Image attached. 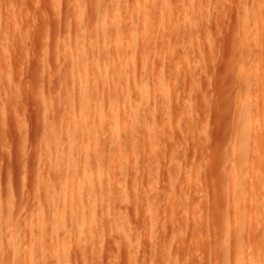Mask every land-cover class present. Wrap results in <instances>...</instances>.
I'll list each match as a JSON object with an SVG mask.
<instances>
[{
	"label": "rangeland",
	"instance_id": "374dc122",
	"mask_svg": "<svg viewBox=\"0 0 264 264\" xmlns=\"http://www.w3.org/2000/svg\"><path fill=\"white\" fill-rule=\"evenodd\" d=\"M79 1L0 0V16L5 14L4 18L0 17V264H61L62 258L55 250L59 234L60 242L65 241L68 256L62 264H227L229 259L228 264H235L234 230L229 225L232 226L235 218L234 208L238 210L237 204L233 205L231 173L233 169L240 170L237 157L240 151L236 145L240 139L238 125L245 107L244 98H254L252 103H259L253 104L257 114V106H261L255 94L258 76L255 72L259 74L256 58L259 59L257 53L262 46L256 38L257 28L251 12L253 1L251 4L250 0H143V9L148 12L150 21L146 27L149 33H154L151 32L147 39L156 37L152 44L156 50L150 49L148 53L145 47L142 51L139 46L137 49L147 54L141 55L136 50L133 56L118 57L113 55L111 43H108L106 61L102 55H97L103 67L116 61L126 68L133 66L136 72L129 88L120 83L112 86L118 95V108L112 113L107 110L109 91L101 86L105 77L94 74L96 71L91 68L90 44L98 43L100 38L98 31L91 28L92 18L95 12L108 11L112 6L117 17L115 24H110L109 16L103 20L109 40L118 29L121 40L126 42L130 32L126 9L133 5V0H122L121 7L111 0L98 4L84 0V12L78 14ZM168 2L175 11L177 30L169 18V22L163 19L167 17L164 7ZM134 4L137 6L138 2ZM241 6L245 7L244 11ZM241 13H246V26L251 35L242 33ZM9 14H14L13 18ZM82 14L85 69L76 84L68 76L75 43L73 36L77 30L76 16ZM155 29H159L157 34ZM160 29H164L163 34ZM171 29L178 31V35L175 36V30L171 35ZM245 41L249 44L246 48L250 46L249 51H252L253 56L248 55L250 60L243 56ZM47 54L49 62L45 60ZM247 67H250L248 71L253 68L251 73L245 72ZM142 81L143 87L147 86V90L144 87L142 111L138 119L134 118L138 122L131 121L122 104L128 91L135 90L136 86V89L141 88ZM80 91L89 96L86 105L88 136L83 133L77 116ZM101 97L102 102L98 103L97 98ZM48 99L52 100V109V104L50 107L47 104ZM134 99L139 108L141 101ZM46 104L53 110L52 116ZM97 106L104 119L94 125L92 112ZM49 115L53 117L49 118L50 122L54 119L51 126L56 128L54 136L51 135L53 138L47 135L53 131L48 125ZM65 115L70 117L65 118ZM257 120L258 117L253 119V127ZM113 123L119 125V136L115 134ZM48 138L53 140L52 144ZM87 141L89 147L85 150ZM71 147L77 155L84 154L87 158V178L82 179V172L79 176L80 168L69 170ZM251 148V154L259 157L261 153L257 155L258 150L253 145ZM250 152L247 169L242 170L243 177L248 178L244 181L248 180L249 185L247 200L243 199L246 201L243 207L245 204L248 207L247 211L243 208L244 227L247 224L243 237L246 238L243 241L246 253L242 249L247 256L243 264H264V172L261 171L264 166L262 162L258 170L259 163L255 162L256 167H252L257 159H252ZM94 153L99 164L91 160ZM234 157L236 159H232ZM256 171L260 173H257L260 180L255 176ZM66 173L69 178L71 173L74 177L75 182L68 180L74 183L71 186L65 183ZM87 184L93 187L97 184L94 188L101 184L104 189L102 200L100 192L91 193L95 199L94 215L77 198L78 186L86 185L87 188ZM252 192L257 194L259 202L251 200ZM256 200L258 207L255 208ZM58 208L65 212L66 221L62 223H58L60 217L55 215L57 211L54 210ZM255 212L262 213L259 215L262 222H254L257 214L252 217L251 213ZM79 214L85 221H92L91 218L96 221L92 227L86 225L84 235H71L72 242L70 234H66L75 227L72 222ZM40 217L49 227L41 235L45 249L41 252L35 248L36 253L33 246L40 237ZM245 217L248 218L246 223ZM249 221L253 224L251 230L261 227L257 229L261 235L256 237L254 233L253 236L252 232L257 231L256 228L249 231ZM58 224L64 229L59 230ZM214 224L218 228L222 226V232L220 229L214 231ZM215 236H222L218 238L219 244L228 246L232 252L226 263L222 248L217 253L223 255H214ZM222 238L225 240H220ZM258 254L261 255L257 257Z\"/></svg>",
	"mask_w": 264,
	"mask_h": 264
},
{
	"label": "bare ground",
	"instance_id": "6f19581e",
	"mask_svg": "<svg viewBox=\"0 0 264 264\" xmlns=\"http://www.w3.org/2000/svg\"><path fill=\"white\" fill-rule=\"evenodd\" d=\"M102 0H92V2L93 3H95V4H98L99 2H101ZM122 0H111V2L113 3V4H115V6H122L121 5V2ZM124 1V0H123ZM127 1V0H126ZM178 1V0H177ZM253 1V6H252V11L251 12H253L254 13V19H255V24H256V28H257V34H256V38L258 39V41L261 43L260 44V47L262 46V48L260 49V51L258 50V52H260V53H257V54H259V59L258 58H256L257 60H258V62H257V64H258V66H259V70H258V73L259 74H257V72H255L256 74L255 75H258L257 76V82H256V87H257V90H256V95H257V99L259 100V102H260V105L261 106H257L258 107V110H259V112H258V114L254 111V109H253V104H254V102L252 103V101H251V99L250 100H248L247 98H244L243 96V98L246 100L245 101V107L242 109L243 110V115H242V117H241V120L239 119V123H240V125H238V128L240 127V139H239V144H236V145H239V151H240V157H239V155L237 156L238 158H240V159H238V161H239V164H238V166H240V170H238L237 168H238V166H237V168H235V169H237L236 171H237V173H236V171L233 169V166H232V169H233V171L234 172H231L233 175V187H232V196H233V200H234V204L233 205H235V204H237V206H238V210L236 211V207L234 208V220H233V223H232V226H231V221H229L230 219H228L227 221H229V228H232L233 227V230H234V237L233 238H235V257H236V260H235V264H243V262H244V259H245V256H247V255H245L244 254V252H245V245L246 244H244V242L243 241H245L244 239H246V238H244L243 239V237H245V234H246V230L244 229L246 226H247V224H245L246 226L244 227V223H243V217H244V214H245V211H244V213H243V208H244V210H246V208H248V207H246L245 205H244V207H243V202H246V201H243V199L245 198L246 199V192H247V190H249L248 188L249 187H247V183H248V180H247V182H245L246 181V176L245 177H243L244 175V172L243 171H245V169H247V161H248V163L250 162V159H249V157H251L250 155H248L249 154V152H250V148H251V145H253V147H254V149H256V150H258L257 151V153L255 152V150L253 149V152H255V154H260V156L258 157H255L256 155H253V154H251V152H250V154L251 155H253L252 156V159H253V157H254V160H256V161H254V164H252V167H256V164L257 163H255V162H258L259 164H257L258 166H257V168H259L258 170H260V167L262 166L261 164H262V162H263V166H264V0H252ZM252 1L250 0L249 2L252 4ZM125 2V1H124ZM136 2H138V5L136 6V4H134V3H136ZM127 3V2H126ZM244 3V2H243ZM129 4V3H128ZM133 5H131V3H130V5L131 6H128L127 7V18H128V23L130 24L129 25V28H130V32H129V34H128V36H127V39H126V42H124L123 40H121V36H120V31L118 30V29H116L114 32H113V39L110 41L109 40V33L107 32V29L105 28V25L103 24V20L105 19V18H107L108 16L110 17V24L111 25H114L115 24V22H116V19H117V17H116V14L114 13L115 12V10H113V7L112 6H110L109 8H108V11L106 10V11H103V12H95L94 14H93V22H92V29L94 30V31H98V33H99V41H98V43H92V44H90L91 45V47H90V49L92 50V56H93V66L91 65V68L92 69H94V70H92V71H96V72H94V74H98L99 76H104L105 77V79H104V82L102 83V89H104L105 91L106 90H108L109 92H108V111L110 112V113H112V112H114L115 110H117V108H118V105H117V101H118V95H117V92L115 91V90H113L112 88V86L113 85H115V83H120V84H123L124 86H127V88H129L131 85V83L133 82V80H132V78H133V76H134V73H136V72H134V68H133V66L131 67H128V68H126V66L124 65L123 66V64H117V62L116 61H112L109 65H108V67L106 68V66L105 67H103V66H101V65H99V61H98V58H97V55H102V57H104V59H105V61H106V56L108 55V49H107V47H108V43H111V51H112V53H113V55L114 56H118V57H120L121 55H123L124 54V56L126 57H128V56H133L135 53H136V50H138L137 49V47L139 48V46H141V50L143 51V47H145V49H146V51L148 52V53H150L149 51H150V49H155L156 47H152V44H153V42H155V40H156V37L154 38L153 37V35H151L152 36V38H154V39H150L149 40V36L148 35H150L151 34V32L153 33V31H151L150 33H149V28L148 27H146L148 24H150V21H149V14H148V12H146L145 11V9H143V0H133V3H132ZM191 4V3H190ZM244 4H246V3H244ZM251 4H250V6H251ZM108 4H104L103 6H107ZM125 5V4H124ZM123 5V6H124ZM241 5V4H240ZM243 5V4H242ZM190 7H192L191 5H189ZM156 7H158V6H156ZM164 7V6H163ZM165 7H167V8H165ZM165 7H164V9H166L165 11L167 12V17H165V18H163V19H167V21H168V18H169V21H170V23H171V25H175V29H176V25L177 24H175L176 23V18H175V11L173 10V7H172V5H171V3L170 2H168V3H166V5H165ZM244 7V6H243ZM243 7L241 6L240 8L242 9H240L241 11H244L243 10ZM77 8H78V14H80V13H83L84 12V8H85V4H84V0H80L79 1V4H78V6H77ZM126 8V7H125ZM146 8V7H145ZM245 8V7H244ZM164 11V12H165ZM240 11V12H241ZM165 12V13H166ZM8 13H6V15H7ZM18 14V13H17ZM3 15V18H4V15L5 14H2ZM1 15V16H2ZM12 15H14V14H9V16L10 17H12L13 18V16ZM18 15H20V14H18ZM163 15H164V13H163ZM246 15V13H241V20H242V22H243V30H242V33H244V36H247L248 35V33H250V35H251V31L247 28V26H246V21H247V17L245 16ZM0 16V17H1ZM8 16V17H9ZM9 17V18H10ZM2 18V19H3ZM8 18V19H9ZM11 18V19H12ZM19 18V17H18ZM17 19V18H16ZM15 20V19H14ZM16 21V20H15ZM76 21H77V30L75 31L76 33H74L75 34V36H73L74 37V47L72 48V50H73V52H72V54H73V58H72V60H71V64H70V68H69V74H70V76H68L69 77V80L71 81L72 79V81H76L77 79H79L80 77H81V75H82V72H83V68H84V66H83V58H84V56H85V54H86V47H85V39H84V36H83V32H82V24H83V22H84V16H83V14L82 15H78V16H76ZM160 21H161V19H160ZM168 21V22H169ZM167 22V23H168ZM169 25L170 24H168L167 25V29L169 30L170 28H169ZM190 26V25H189ZM165 27H166V25H165ZM164 26L162 27V28H165ZM190 27H192V26H190ZM147 28V29H146ZM161 28V29H162ZM160 29V31L162 32V34H163V30H161ZM166 29V30H167ZM174 29V30H175ZM191 29V28H190ZM147 30H148V32H147ZM159 29H155V33L157 34ZM167 30V31H168ZM172 30V32H171V35H172V33H173V29H171ZM177 30V29H176ZM175 30V31H176ZM194 30V29H193ZM196 30V29H195ZM175 31H174V33H173V35L175 34ZM177 32V34H175V36H177L178 35V31H176ZM187 32V31H186ZM160 33V32H159ZM164 33H166V31L164 32ZM190 33V32H189ZM154 34V33H153ZM155 34V35H156ZM183 34L181 33V36H182ZM160 36H162L161 34H160ZM147 37H149L148 39H147ZM164 37V36H163ZM162 37V38H163ZM251 37V36H250ZM161 39V38H160ZM64 40L65 41H67V38L65 39L64 38ZM162 40H164V39H162ZM157 41H159V39L157 40ZM123 43H125V44H123ZM248 43V42H247ZM246 43V41H245V45H244V48H245V50H244V52H243V56H244V59H247V60H250V58H249V56L250 55H252L251 54V49H250V51H249V48H250V46H249V48L247 47L246 48V45L248 46L249 44H247ZM154 45H156V44H154ZM153 45V46H154ZM87 46V45H86ZM89 47V46H88ZM152 47V48H151ZM140 49L137 51V52H140V54L142 55L143 53H146L147 54V52H142ZM149 50V51H148ZM151 50V51H152ZM156 50V49H155ZM46 51V50H45ZM71 51V50H70ZM256 51V50H255ZM66 52H67V56H69L68 54L70 53L69 51H67V49H66ZM69 52V53H68ZM142 52V53H141ZM156 52V51H155ZM154 52V53H155ZM248 52H250V53H248ZM248 53V54H247ZM256 53H255V55H256ZM139 54V55H140ZM152 54V53H151ZM48 55L49 54H47L45 57L47 58L48 57ZM249 55V56H248ZM254 55V56H255ZM253 56V55H252ZM70 57V56H69ZM49 58V57H48ZM48 58L47 59H45V60H47L48 62H49V60H48ZM142 59H141V62L143 63V56L141 57ZM46 63V64H49V63ZM141 67H142V70H143V64H141ZM251 67V66H250ZM250 67H247V70L245 71V72H249V73H251V71L253 70V68H252V70H249L248 71V69H250ZM85 69V68H84ZM141 69V68H140ZM136 76V75H135ZM70 77L72 78V79H70ZM136 78V77H135ZM255 78H256V76H255ZM80 80V79H79ZM135 80V82H136V79H134ZM256 80V79H255ZM71 81V82H72ZM77 82H78V80H77ZM77 82H75L76 84H77ZM245 82H247L246 80H245ZM244 82V83H245ZM136 84V83H135ZM134 84V85H135ZM241 84H242V82H241ZM248 84H250V83H248ZM246 85H247V83H246ZM124 86H122V87H124ZM141 88H137L136 89V87L134 88L135 90H133V91H131V92H129L128 91V94L125 96V98H124V101H123V104L122 105H124V106H122V109H123V111L124 112H126V115H129L127 118H128V120L131 118L132 120L131 121H135L136 119H138L139 118V112L140 111H142V109H141V107H142V105H143V99H145V98H143V92H144V94L146 93V90H147V86H145L144 85V87L146 88V90L144 89V87H143V81H142V83H141ZM139 86V87H140ZM242 86L244 87V85L242 84ZM247 86H249V85H247ZM250 88V87H249ZM249 88L247 87V89L249 90ZM246 89V88H245ZM144 90V91H143ZM86 91H87V88H86ZM80 92H82V91H80ZM246 96H249V94H246ZM242 97H241V101L242 100H244V99H242ZM250 97V96H249ZM248 97V98H249ZM134 98H137V99H139L140 101H141V106L138 108V107H136V105H135V99ZM89 99V96L85 93V92H82L81 93V95H80V101H79V103H78V111H77V116H79V119H80V121H79V123H80V127L82 128V131H83V133L85 134V136H88L89 134H88V132H90V130H89V126H88V120H89V115H88V111H87V108H86V105H87V100ZM98 99V103L99 102H102V97L99 99V98H97ZM254 99V98H253ZM252 99V100H253ZM49 101L47 102V104H48V106L50 107V105H51V107H50V109H52L53 107H54V105H53V103H52V100H50V99H48ZM243 102V101H242ZM241 102V103H242ZM256 103H258V102H256ZM254 104V106L255 105H257V104ZM47 104H46V106H47ZM252 104V105H251ZM259 104V103H258ZM242 105H243V103H242ZM48 106H47V108H48ZM49 108H48V114H51L52 113V111L53 110H50ZM50 111V112H49ZM128 112V113H127ZM256 114H257V117H258V120L256 121V126H254L253 127V119L254 118H257L256 117ZM137 115H138V118H136L137 117ZM51 116H52V114H51ZM66 117L65 118H67V117H70V116H68V115H65ZM92 117H93V120H94V125L95 124H100L101 123V121H102V119H104V117H103V112L98 108V106L93 110V112H92ZM49 118H53V117H50V115L48 116V121H49V123L50 124H48L49 125V128H51V129H48V131L50 132V130L52 131V133L50 132V133H48L47 135H48V137H50L51 135H53L54 136V133H55V130H56V128L54 129L53 127L54 126H51V123H52V125H54V123H53V121H54V119L50 122V120H49ZM134 118H136V119H134ZM69 119V118H68ZM134 119V120H133ZM67 120V119H66ZM256 120V119H255ZM99 121H100V123H99ZM137 122H138V120H136ZM68 122H70V120L68 121ZM67 122V123H68ZM115 122V121H114ZM136 122V123H137ZM118 123V121H116V124ZM133 123V122H132ZM135 123V122H134ZM111 124V123H110ZM115 123H113V125H114ZM69 126H71L70 125V123H69ZM69 126H67V127H69ZM78 126V127H79ZM119 126V125H118ZM117 125H114L113 127H114V129H115V134H117L116 136H119L118 135V133L120 132V128L118 127ZM115 127H118V129H116ZM121 127V126H120ZM255 127H256V129H255ZM69 130H70V128H69ZM69 130H66V131H69ZM119 131V132H118ZM237 133H239V132H237ZM50 135V136H49ZM50 138H53L52 136L50 137ZM237 138H238V136H237ZM48 140H49V138H48ZM85 141V140H84ZM49 142H51V144L53 143V140H49ZM83 143H85V142H83ZM49 144V143H48ZM85 145H86V147L84 148L85 150H87V148L89 147L88 145H89V142L87 141L86 143H85ZM84 145V146H85ZM237 148V147H236ZM252 149V148H251ZM237 150V149H236ZM252 151V150H251ZM83 152V151H82ZM85 152V151H84ZM236 153V152H235ZM237 153H238V151H237ZM116 154H117V152H116ZM118 155V154H117ZM116 155V156H117ZM261 155H262V157H261ZM249 156V157H248ZM248 157V158H247ZM261 157V158H260ZM46 159H48L49 160V158H46ZM93 159H95V161L99 164V161H98V156L97 155H95V153H94V155H93V157H91V160H93ZM232 159H236V157H234V158H232ZM248 159V160H247ZM251 159V160H252ZM262 161H261V160ZM119 160V159H118ZM260 160V161H259ZM51 161V160H50ZM49 161V162H50ZM68 161H69V167H71L69 170H71V169H73L72 167H74L75 169H77V168H80L81 169V171L79 170V173H80V175L79 176H81V172L83 173V176H82V179L83 178H87L88 176V161H87V158H85V156H84V154H79V155H77V153H76V151L74 150V147H71L70 148V152H69V156H68ZM95 161H92L93 163L95 162ZM231 162V161H230ZM261 162V163H260ZM48 163V162H47ZM52 163V162H51ZM232 163H236V160H235V162H234V160L232 161ZM251 163H253V161H251ZM52 164H54V163H52ZM95 164V163H94ZM97 164V165H98ZM230 164V163H229ZM50 165V164H49ZM55 165H57L56 163H55ZM54 165V167H57V166H55ZM236 165H237V163H236ZM247 165V166H246ZM244 166H246V167H244ZM53 167V166H52ZM58 167H60L59 165H58ZM244 167V168H243ZM253 168V171L255 172V169ZM264 168V167H263ZM54 169H56V168H54ZM57 170V169H56ZM60 170H61V168H60ZM68 170V171H69ZM243 170V171H242ZM67 171V173H69V172H71V171H69L68 172ZM73 171V170H72ZM232 171V170H231ZM239 171V172H238ZM261 171H262V173L264 172V170L263 169H261ZM260 171V172H261ZM62 172V171H61ZM74 172V171H73ZM72 172V173H73ZM98 172H100V170L98 171ZM66 173V174H67ZM72 173H71V175H70V178H69V174H67L66 176H65V183H67L68 184V180H71L72 178H74L73 177V175H72ZM246 173H247V171H246ZM257 173H259V172H257L256 171V173H255V176L257 177V178H259L260 177V173L259 174H257ZM58 174H60L59 172H58ZM74 174V173H73ZM63 175V174H62ZM76 174H74V176H75ZM84 175H86V177H84ZM257 175H259V177L257 176ZM97 176H99V175H97ZM100 177H101V174H100ZM81 178V177H80ZM261 178V177H260ZM260 178H259V180H260ZM81 179V180H82ZM244 179H245V181H244ZM248 179V178H247ZM73 180V182H75V180L74 179H72ZM71 180V181H72ZM69 182L70 183V186L71 185H73L74 183L73 182ZM258 181V180H257ZM71 183H73V184H71ZM79 183V182H78ZM84 183V182H83ZM86 183H88L87 181H86ZM264 183V182H263ZM262 184V183H261ZM88 185V184H87ZM95 185H97V184H95ZM94 185V187H96ZM99 185V184H98ZM214 185H215V182H214ZM67 185L65 184V187H66ZM101 184H100V186L99 187H97V188H94L93 186H87V188H86V185H80V187L78 186V189H79V192H78V196H77V198L79 199V203H83V205H85L86 207H87V209H88V211L92 214V215H94L95 214V210H96V208H95V199L93 198V196H92V191L93 192H98V194H100L101 192H102V189H103V187L101 188ZM216 186V185H215ZM249 186V185H248ZM264 186V185H263ZM66 188H68V187H66ZM218 188H219V186H218ZM264 188V187H263ZM96 190V191H95ZM104 190V189H103ZM100 192V193H99ZM214 192V191H213ZM104 193V192H103ZM247 193H249V192H247ZM253 194V199H251V200H254V199H259L258 198V196H256L255 197V194L256 193H254V192H252ZM77 194V193H76ZM97 194V193H96ZM102 194V193H101ZM217 194H218V191H217ZM246 195V196H245ZM257 195V194H256ZM103 198H101V200L102 199H104V194H102L101 195ZM249 196V195H248ZM215 197H216V195H215ZM251 197V198H252ZM99 198H100V195H99ZM98 198V199H99ZM248 198V197H247ZM97 199V200H98ZM247 200V199H246ZM257 200H256V203H257ZM263 200H264V196H263ZM258 202H259V200H258ZM264 202V201H263ZM256 203H254L255 205V208L256 207H258V206H256V205H258V203L256 204ZM54 205H55V203H54ZM262 205H264V204H262ZM56 206V205H55ZM59 207V206H58ZM259 207L261 208L262 206L261 205H259ZM59 209V208H58ZM253 209V208H252ZM226 210V209H225ZM225 210H224V213H225ZM248 210V209H247ZM246 210V211H247ZM56 213H55V215L57 216V215H59V220H58V223H62V221L65 219V221H66V216H65V212L63 211V210H61V209H59V210H57V209H55L54 210ZM262 211V210H261ZM52 212H53V210H52ZM236 212V213H235ZM254 212V211H253ZM257 212V211H256ZM251 213V215H252V217H253V215H255V214H257V213ZM88 213V212H87ZM222 213V212H221ZM224 213H222V214H224ZM227 213V212H226ZM248 213V212H247ZM54 214V213H53ZM262 213H260V214H257V217H256V215H255V217H254V219H256V221H254V222H256L257 223V221H259V222H262L261 220H259V218H261L259 215H261ZM49 215H51V214H49ZM88 215H89V213H88ZM220 215V214H219ZM227 215V214H226ZM264 215V214H263ZM246 217H247V215H245ZM42 217V216H41ZM40 217V219L39 220H41L42 218ZM50 217V216H49ZM95 218H96V216H94ZM245 217V223L247 222L246 220L248 219V218H246ZM252 217H250V219L251 220H253V218ZM58 218V217H57ZM88 218V217H87ZM230 218V217H229ZM55 219V218H54ZM92 219V221H90V220H87V221H85L84 219H82L81 217H80V214L79 215H77V217L74 219V221L72 222L73 224H75V227L72 229L71 228V230H67L68 231V233L66 234L65 232L63 233V235H69L70 234V236L71 235H73V236H80V235H82V233H83V235H84V232H85V230H86V228L89 226V227H92L95 223L93 222V221H96V220H94L93 218H91ZM225 219V218H224ZM227 219V218H226ZM225 219V220H226ZM258 219V220H257ZM46 220H48V219H46ZM223 221V220H222ZM264 221V220H263ZM39 222H42V224L40 223L39 225L40 226H38V227H40L39 229V239H38V241H37V245L36 246H33L34 247V250L36 251V249H37V251L39 250V251H44V247H45V243H44V239L41 237V235L42 234H45V232L47 231V229H48V227L49 226H47V224L45 223V222H47V221H45V220H41V221H39ZM224 222V221H223ZM259 222H258V225H260L259 224ZM64 223V222H63ZM219 223H221L222 224V222H219ZM54 224H55V220H54ZM65 224V223H64ZM73 224H72V226H73ZM216 224H217V222H216ZM216 224H214L215 226V230L214 231H216L217 230V232L219 231V229H220V232H222L221 230H223V228H222V226H221V228L219 227H217V226H219V224H217V226H216ZM220 224V225H221ZM225 224V223H224ZM249 226L250 227H248V228H250V230L249 231H252V230H254L255 228H256V231L258 232V230H259V228H261V227H259V228H257V227H253L254 229H252L251 230V228H252V225H251V223H250V221H249ZM49 225V224H48ZM59 225V224H58ZM62 225V224H61ZM86 225H88L87 227H86ZM227 227H228V225L227 224H225ZM262 225V224H261ZM63 226V225H62ZM65 226V225H64ZM231 226V227H230ZM256 226H257V224H256ZM263 226H264V222H263ZM59 228L61 227L60 225L58 226ZM225 228V226H224V228L227 230L228 228ZM218 228V229H217ZM58 229V228H57ZM61 229H64L63 227L62 228H60L59 230H61ZM258 229V230H257ZM88 230V229H87ZM230 230V229H229ZM261 230V229H260ZM225 231V230H224ZM228 231V230H227ZM226 232V231H225ZM230 232V231H229ZM231 232H232V229H231ZM230 232V234H232ZM257 232H252L253 233V236L256 234V237H257V235H261L260 234V231L257 233ZM245 233V234H244ZM255 233V234H254ZM264 233V232H263ZM57 234V233H56ZM55 234V235H56ZM225 234V233H224ZM228 234V233H227ZM229 234V235H230ZM251 234V232L249 233L248 232V235H250ZM60 235V234H59ZM56 236V238L57 239H59V240H57V245H55V250H56V252H57V254L59 255V257L61 256V260H59L60 262H61V264H62V260H63V262H64V260H66V257H68V256H66V251H65V245H64V240H62V242H60V236ZM73 236H71V241H72V239H73ZM230 236H232V235H230ZM229 236V237H230ZM216 237V241H217V243H216V241H215V253H214V255L216 254H219V253H217V252H219V250H220V248H222V250H221V252H223V254L222 253H220L219 255H223L224 256V261L225 260H228V258H231L230 256H232V252L230 253V251H229V249H228V246H222L221 247V245L219 244L220 242H219V240H218V238H221L220 236H215ZM224 237V236H223ZM250 236H248V238H249ZM255 237V238H256ZM261 237V236H260ZM231 238V237H230ZM252 239H253V237H251ZM254 238V239H255ZM83 238H81L80 237V241L82 240ZM250 239V238H249ZM258 239H261V238H259V236H258ZM257 239V240H258ZM78 240V239H77ZM77 240L75 241V242H77ZM220 240H225V239H220ZM228 240V239H227ZM233 240V239H232ZM255 241L254 240V242L255 243H259L258 241ZM54 241H55V239H54ZM73 242V241H72ZM82 242V241H81ZM55 243V242H54ZM243 243V244H242ZM246 243V242H245ZM256 244V245H257ZM259 244H261V243H259ZM257 245V246H261V245ZM264 244V243H263ZM226 245H229L228 244V242H227V244ZM54 246V245H53ZM52 246V247H53ZM242 246H244V247H242ZM52 247H51V249H52ZM36 248V249H35ZM229 248H232L231 246H229ZM244 248V252H243V249ZM263 248V247H262ZM261 248V249H262ZM54 249V248H53ZM259 249H260V247H259ZM214 250V249H213ZM247 250V249H246ZM36 251V253H38ZM231 251H232V249H231ZM261 252H262V250H261ZM44 253V252H43ZM53 253H54V251H53ZM246 253V252H245ZM257 253H258V251H257ZM69 254V253H68ZM71 254V253H70ZM69 254V255H70ZM231 254V255H230ZM43 255V254H42ZM72 255V254H71ZM230 255V256H229ZM248 255H250V254H248ZM259 255H261V254H258L257 255V257L259 256ZM40 256V255H39ZM53 256V255H52ZM78 256V255H77ZM223 256H219V257H223ZM56 257H58V256H56ZM58 257V258H59ZM216 257H218V255L216 256ZM58 258H57V260H58ZM71 258H72V256H71ZM70 259V258H69ZM247 259V258H246ZM71 260V259H70ZM222 260V259H221ZM261 260V259H260ZM260 260H259V262H260ZM67 261V260H66ZM229 261H230V259H229ZM228 261V262H229ZM250 261H252V260H250ZM263 261V260H262ZM227 261H225V263H226ZM228 262H227V264H228ZM222 263V262H221ZM261 263V262H260ZM65 264V263H64Z\"/></svg>",
	"mask_w": 264,
	"mask_h": 264
}]
</instances>
